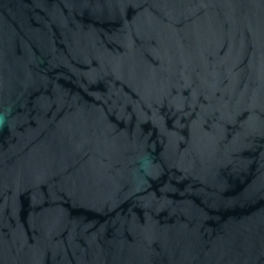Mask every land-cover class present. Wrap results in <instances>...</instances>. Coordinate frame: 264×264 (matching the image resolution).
<instances>
[{
  "label": "water",
  "instance_id": "1",
  "mask_svg": "<svg viewBox=\"0 0 264 264\" xmlns=\"http://www.w3.org/2000/svg\"><path fill=\"white\" fill-rule=\"evenodd\" d=\"M0 264H264V0H0Z\"/></svg>",
  "mask_w": 264,
  "mask_h": 264
}]
</instances>
